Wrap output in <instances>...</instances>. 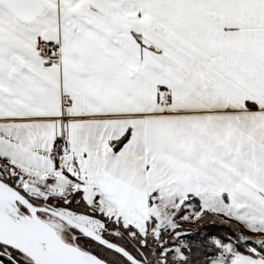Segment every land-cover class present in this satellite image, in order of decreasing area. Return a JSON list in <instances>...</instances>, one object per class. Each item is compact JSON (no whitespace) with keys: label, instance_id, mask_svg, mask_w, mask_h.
I'll return each instance as SVG.
<instances>
[{"label":"snow or ice","instance_id":"obj_1","mask_svg":"<svg viewBox=\"0 0 264 264\" xmlns=\"http://www.w3.org/2000/svg\"><path fill=\"white\" fill-rule=\"evenodd\" d=\"M0 264H264V0H0Z\"/></svg>","mask_w":264,"mask_h":264}]
</instances>
